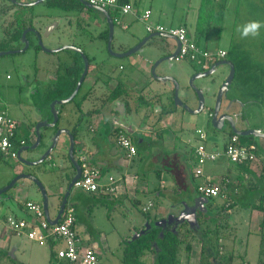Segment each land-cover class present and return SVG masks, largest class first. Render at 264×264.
Listing matches in <instances>:
<instances>
[{
    "label": "rangeland",
    "instance_id": "374dc122",
    "mask_svg": "<svg viewBox=\"0 0 264 264\" xmlns=\"http://www.w3.org/2000/svg\"><path fill=\"white\" fill-rule=\"evenodd\" d=\"M140 1H145V3H148L149 5L152 1V16L157 18L159 22L163 24V26L167 24H170L172 26L181 25L185 27L191 39L195 37L194 26L197 17V9L200 5L201 0ZM0 2H8V0H0ZM214 4L215 8H219V5L222 4L223 7H220V9L224 8L223 20L220 25L219 32H217L218 26L216 27L214 26V24L209 28L207 36L201 40V44H205V48L211 53L215 52L216 50H225L227 52V56L231 57L233 59V62V57L241 58L243 62L242 68H244L243 71L245 70L246 72H243L244 76L246 77L244 79L247 82L248 88L251 89L255 87V89L260 93V96H257L256 92L255 94L252 93V91L247 93V97H251L253 99L255 98L259 102V105L255 106L248 104L245 111L246 118L249 120L250 126L261 127L264 130V27L260 29V35L257 37L249 36L246 38H242L240 35V31H238V29H242L245 24L251 21H259L264 24V0H224V2L222 3L221 0H214ZM33 7L35 13L51 10L44 4V2L34 5ZM144 7H146V4H144L142 9ZM71 14H73L74 17L77 18V15L75 13ZM129 17L130 15H127L126 19H128ZM97 18L98 16H95L94 19L90 21V27H86L88 33H93V35H96L102 29L106 28L105 24H103L102 26L100 25L99 27L97 25H94L97 23ZM161 18L164 19L161 20ZM121 19L122 18H120L119 21ZM7 20L8 19L4 16L0 17V32L2 30L1 28L4 27ZM121 22L122 21H120V24ZM132 24L133 26L130 29H122L120 25L115 23V35L112 39L113 41L111 42L113 51L118 50V48L123 49L125 47H130L131 43L133 42L134 34H142L144 37L148 35L142 22L134 21ZM135 28L138 29V32L136 33L132 31ZM58 32L59 31L57 30L54 31L56 35H58ZM77 32L75 33V35H77ZM66 34L70 35L71 33ZM84 35H82V33H79V37H76V41L82 47L86 55L90 57V60L93 63L97 65L99 64L101 69L106 66L107 69L109 71H112L114 74L122 73L124 71L128 73L130 71L131 68L129 66L128 57L115 58L108 52L106 48V42L104 40L96 37L88 40V38ZM61 37H63L61 40L56 39L57 41H61L57 44H66L69 40L68 38H66L67 36L61 35ZM167 41L173 40L162 36H154L143 45L144 51L139 52L138 55H140L141 57H145L147 55L153 58L155 56L158 57L166 51ZM118 42L122 43L120 47H118ZM47 53L48 52H42V50L37 53L34 47H28L26 51L21 53L0 56V105H3V103H5L7 105L9 114L16 120H19L18 118L20 117V110L15 109V101H19V99L22 102L27 101L29 107L31 106L29 100L32 96L28 95L25 90H22L20 94L18 93V88L21 87L23 83L22 78L24 77V75H30L31 77L34 72L38 71V68H45V66H65L68 65V62L73 59L78 60L80 64H82L81 60L83 61L81 55L69 49H63L61 51L49 54ZM70 56L72 57L70 58ZM92 56H94V58ZM154 61H156V59ZM120 64L123 65V70L119 68ZM162 66L167 73L180 78L181 83L184 86L185 82H189L190 77L187 78V75L191 74L193 70H198V67L200 68V66H198V64H196L195 62H190L187 60L173 61L171 67L165 65L164 63L162 64ZM103 71L104 73H106V70ZM94 76L95 75L93 74L89 75V79L86 81L88 85L89 83L91 84ZM212 76L215 75L213 74L208 77L197 79L194 84H197L198 87L201 85H209L210 77ZM44 77V79H46L47 76L44 75ZM102 77V79L107 78L103 76V74ZM135 77L137 76L135 75ZM42 80L43 79H40V81ZM218 81L220 82L221 78H219ZM218 81H216V84H218ZM153 83L154 85H157V82L154 81ZM204 86L202 88H204ZM215 88L216 85L212 86L208 90L204 89V110L201 113L190 114L186 112L183 121H172L170 126H172L173 129H177V138L175 137V143L172 139L169 140L167 138L163 141V143L152 140L150 147H148L146 151H144V149H140V153H143L144 151V156H142L141 159L138 160V162L141 161L143 163L145 161L148 162V165H150L147 172L144 173V176L150 179L151 182H158L154 171L155 168L159 167L161 163V168H165L167 165H170L171 161L174 158H179L174 162L175 168L178 170V172L182 174V169L185 170L183 172V185L180 186L181 188L179 189V192L183 191L184 195H170L169 192H175L174 189L178 188L176 185H180V182L171 180L170 175L166 174V170H168V168H165V170L163 169L162 178L166 182V191L169 193V196H167L165 199H162L160 202V206H162L163 208L169 209L170 205H173V203L178 202L179 200L185 201L187 205L189 203V205L193 204L192 201H188L191 197L193 198V194L195 191L194 182L196 184L197 180L201 179H194L195 181L193 180V182L191 178L188 177V167H191L192 172L196 168V165L193 162L192 158L189 157L192 152V147L199 143V134H197L196 131H200L207 137H211L208 141L205 140L203 142L207 151H212V148L216 147L218 149V152H221L223 144L226 142L225 140L229 137L228 136L226 138L219 132H212L213 130L211 119L208 118L207 110L210 106L213 105L216 90ZM148 90L149 88L146 89V91ZM193 93L194 91L191 89L188 92V96L192 97L194 95ZM241 97L242 96H240V98ZM222 102L224 104L225 100H223ZM64 104V106H67V108L71 109V105H69L71 103ZM136 105L138 107L140 106L138 104ZM258 108L260 109L259 111ZM255 114H257V116H255ZM134 118H132V120H134V123L132 121V125L137 128L136 126L139 125V121L137 118ZM259 118H261V120ZM76 124L77 113L75 112L71 113L68 118L62 116L59 121V126H67L70 129L74 128ZM180 125H182V128ZM92 127L93 125H91L90 129H92ZM75 129L77 130L76 138L80 140L84 139V146L82 145V148L85 147V149H92V152L88 153V156H85L84 154L80 156L86 157L90 160L89 157L94 158L98 155L102 157L105 155L108 156L109 152H111L113 157H121L122 152L120 151V149L116 148L113 139L105 133L102 125L99 128V134L97 132L95 135H92L94 131L89 132V137L86 133V125L84 120L79 126L76 125ZM83 131L84 133H81ZM51 132V130H48L46 132L47 135L44 137L39 147L31 151L33 154L24 151L21 156L23 158L38 157V153L46 146ZM80 136L81 138H79ZM69 144V136L66 134H61L56 146L49 154V156L43 162L35 166H26L21 161H19V159L4 158V161L0 162V188L6 186L16 175L20 174L21 172L32 174L42 184L48 195L49 215L51 218H53L56 215L58 209V202L61 198L60 194L65 189V175L72 172V168L70 167L71 162L67 155ZM262 152L264 154V148H262ZM80 156L78 157L80 158ZM183 163H186V166H183ZM261 166V159L257 158L252 167V171L256 176L259 175ZM200 168L203 176H210L213 180H217V182H219V179L223 177L227 178L230 181V191H232L233 193L237 192L239 195H241V193H239L241 188L236 185L235 180L238 174V165L232 164L224 157L219 156L215 161L206 162ZM106 172H108V169L106 170ZM106 175H111L115 177V179H117L118 176L115 169L113 170V172L111 171L109 173H106ZM175 176L177 175L175 174ZM60 181H62V183ZM174 182L176 185L174 184ZM147 183H149V180L147 181ZM58 188H60L61 191L59 194L57 192ZM82 191L83 190L77 188L72 189V197L73 193H79ZM8 193L11 194L10 196L13 195V198L7 199V196H5L0 199V233L2 231L5 232L7 228L2 221V217L9 216L12 213L11 210L14 205L13 203H15L16 200L24 201L26 199L35 203H42V196L38 187L29 179H19L15 186L12 187ZM96 195H98V193H96ZM111 195L112 194H109V198L105 199L106 201L102 200L101 202L95 203L92 206L90 213L91 215L85 214L84 210L82 211L80 207H75L77 217H81L83 221H86V218H89L92 221V227L96 230L97 233L95 236H93L94 240L98 243L101 241L102 244L106 247V249L104 250L105 253L103 251L100 252V264H122L121 257L125 241L132 239L135 232H137L136 230H141L145 225L147 219L146 216L140 211V208L132 205V202L130 200H115V196ZM138 198L142 203L146 202L147 200L146 197L140 195H138ZM69 201L70 203L73 202L75 204V200L69 198ZM222 206V197L215 198L211 204V208H216L218 210ZM178 210L180 209L176 208L174 212H171V214L173 213L174 215H178ZM155 211L156 208H151L149 209L148 214L150 216H153ZM230 212V216L228 218H224L223 221L220 220L222 219V216L220 217V215H218V211L204 213V215H208V217L214 220V222L208 221L207 224L209 226H211L212 224H218L220 233L218 232L214 236L223 235L225 239H227L228 236H233L235 234H237V236L239 237L241 236L242 229L245 228L244 225H241L242 220L245 222V217L247 218V214L245 210L239 206L230 208ZM220 213L224 215V210ZM168 215L169 213L166 215V217ZM259 215L261 214L259 213ZM197 216L198 218H200V220L204 219L203 215L197 214ZM217 216L220 217V219ZM256 217L257 216L254 215V218ZM261 217L262 216L258 217V221L261 220ZM213 225L211 227H213ZM221 225L226 226L222 228L220 227ZM78 227L80 236H83L84 240H88V235L84 233L83 226L79 225ZM234 227H236V229H234ZM7 230L10 231L8 228ZM87 233L90 234L89 232ZM256 237H259V234L257 232L256 234H253L249 237L250 248H248L247 259H245V261H247V264H254L258 259L259 249L258 247L254 246ZM218 243L219 239L217 240V245H219L220 248L221 245ZM0 245H2L4 249H6V252L4 254L2 253V255L0 256V264H48L49 262V244L46 240L37 242L35 240L29 239L26 234L16 235L14 233L8 232V236L0 235ZM194 245V248H197L199 246V243L195 241L193 243V246ZM182 255L183 254H181V256ZM193 255L195 256H192V258L194 259H192L191 264H197V259L199 257L197 256L198 252L196 254L195 251ZM151 257L152 255L150 257H143L141 259L142 264H151V261H147V259ZM236 260L238 261L235 264H242L239 258H237Z\"/></svg>",
    "mask_w": 264,
    "mask_h": 264
},
{
    "label": "trees",
    "instance_id": "16d2710c",
    "mask_svg": "<svg viewBox=\"0 0 264 264\" xmlns=\"http://www.w3.org/2000/svg\"><path fill=\"white\" fill-rule=\"evenodd\" d=\"M129 2L130 0H117L116 8L105 10L109 13L112 20H115V18L120 17V7L128 4ZM222 2H224V0H221V3ZM44 4L49 9L58 13H75L77 15V18L75 17L76 28L80 31V33H82L83 35L85 34L84 36H87L88 40L95 38L92 33H88V30L86 28L88 22L85 19H82L81 13L86 12L91 18H94L95 16H97L94 11L97 10L85 7L80 0H45ZM219 6L223 7L222 4ZM220 7L215 8L214 0H201L200 5L197 9V17L194 26L195 37L192 40L204 49H206V46L205 44H201V40L207 36L209 28L215 24L214 26H218L217 32H219V28L224 16V8L220 9ZM9 11H11L10 18L6 21L4 27L1 28L2 30L0 32V51L19 49L22 46V32L27 28H35L34 19L38 16L34 11L33 6H17L10 2L0 5V17H5ZM113 24H115V21H113ZM107 33L108 29L104 28V30L99 33L98 38L103 39L106 42ZM33 35V32H28L26 34V38L29 40L30 46L34 47L35 51L38 52L40 51V47L31 40ZM74 45L76 47H81L79 44ZM233 58L234 62H236L237 68L235 81L241 84L244 77L243 72L246 73L245 70L243 71L244 68H242L243 62L241 58ZM80 73L81 65H79L77 62H75L73 66H63L61 72L58 74V80L60 82H57V88L49 89L44 93V103H48L55 98L67 97L75 87ZM123 79L124 75L118 73L117 86L110 94L107 102H113L117 98L121 97L123 101H137L138 105L148 107L150 105H153L155 102L158 103L159 99L166 95L168 96V105L172 107L173 88L168 91L164 90L160 92L157 90H148L146 92H143L142 90L133 91L129 90L125 86ZM108 80H110V78H107L106 82L104 83L106 84ZM118 131L119 130H116L114 133H111L114 138V143H116L115 137L117 136ZM121 132L128 136V133L126 131L121 130ZM232 134L233 133H231L229 136H231ZM238 138L241 142L246 141L248 143H255L254 141H248L243 136H238ZM74 139L76 140V134H74ZM134 146L136 147V145ZM137 148L138 147H136V150ZM191 154H193V152H191ZM137 155L138 152L136 151L134 157H136ZM257 157L261 159L262 164L258 176H256L252 171V163L244 162L242 164H235L239 167L238 174L235 180L236 185L241 188L239 191L241 195H239L237 192L233 193L232 191H230V181L225 177L219 179V182L216 183L210 181L209 184L219 185L221 190L220 193L215 197H206L207 204L205 208L211 207V204L215 198L222 197L223 206L218 210V215H220V217L222 216V219L218 217L221 221H223V219L227 217L222 215L220 212L233 207L239 206L243 209L258 211L262 217L259 224V255L254 264H264V154L258 152ZM78 164H80L79 161ZM70 167L72 168V172L65 175L66 184L64 191L66 190L71 177L75 173V169L73 168V166L70 165ZM63 194L64 192L60 194L61 198L59 199L58 207L63 198ZM98 195L102 194L98 193ZM98 195L96 196V193L92 194L89 192H76L73 193L72 197L71 192L69 198L76 201L75 204L73 203L74 208L81 206L84 210H86L85 213L90 215L92 206L97 202H101L103 200L102 198L105 199L108 196L107 194H104L102 197ZM158 202V199L153 198L152 204L148 209L142 210V208L140 207V211L146 216L150 228L146 230L144 234L138 236L136 239L125 241L121 257L122 264H142L141 259L143 258V256L149 254H152V256H154L152 262L153 264H191V258L193 256V243L195 241L199 243V257L197 260V264H233L234 258L236 257L241 260L242 264H247V261H245L243 255L235 256L231 253L220 252L219 245H217V240L220 239V237L218 235L214 236L217 232L220 233L219 227H215L216 225H213V227H211L207 224L208 221L214 222V220L208 217V215H204L205 212H208V209H205L203 207L201 209V214L204 217L203 220H200V218H198L197 216V222L199 225L197 229H191L186 223H184L179 225L175 229V231H171L168 227L162 229L161 227L154 225L155 221L159 220L157 218L156 211L153 216H150L148 214L149 209L157 208ZM22 205H24V201L21 202L20 206ZM28 216H25L23 218L27 219ZM3 217V219L6 220L7 216ZM76 218L79 222H84L81 217L76 216ZM33 226L34 225L27 223L25 230L27 231ZM225 226L226 225H221L220 227L224 228ZM86 227L88 231L94 232V229L89 223H86ZM161 231L162 234L160 235ZM54 240L55 239L53 236H48L46 238V241H48L49 244V260L53 259L56 254V242L58 241ZM2 253L3 252L0 250V256L2 255ZM181 254L183 255L181 256Z\"/></svg>",
    "mask_w": 264,
    "mask_h": 264
},
{
    "label": "crops",
    "instance_id": "0c3cea01",
    "mask_svg": "<svg viewBox=\"0 0 264 264\" xmlns=\"http://www.w3.org/2000/svg\"><path fill=\"white\" fill-rule=\"evenodd\" d=\"M5 3H7V2H0V5H3ZM129 3L133 6L134 12L120 15L119 19L122 18L120 20L122 22H121V24H118V25H120L122 29H130L133 26L132 23L134 21H137V22L140 21L138 19V16L145 9H149L150 10V17H149V21L150 22L158 23L160 25H163V24H161L159 22V20L157 18L152 16V14H153V12H152V1H151L150 5L148 3H145V1H140V0H130ZM144 4H146V7H144L142 9ZM71 13L72 12H69V13H58V12L52 11V10L39 12V13L36 12V14L38 16L35 17V19H34V24H35V28L34 29H36L41 34L42 41H43V44L45 46L52 48L55 45H60V44H57V43L61 42V41H57L56 39L61 40L63 38V37H61V35L62 36L66 35L67 36L66 38L69 39L66 44H72V45L78 44V42L76 41V37H79L78 35H79L80 31L76 28V24H75V21H74L75 17ZM94 13L98 16V18L96 20L97 23L94 24V25H97L99 27L100 25L102 26L103 24H105L106 28L108 29V25H107V22H106L104 16L99 11H94ZM10 15H11V11H9L8 14L5 17L7 19H9ZM127 15H130V17L128 19H126ZM81 17H82V19H85L88 22V24L86 26L89 28L90 25H91L90 21H92L94 18H91L86 12H82L81 13ZM163 19L164 18H161V20H163ZM113 25H115V24H113ZM164 26L172 27V25H170V24H167V25H164ZM179 26H181V25H179ZM173 27H175V26H173ZM56 30L59 31L58 35H56V33H54V31H56ZM102 30H104V29H102ZM132 31H134L136 33V32H138V29L135 28ZM76 32H77V35H75ZM66 33H71V34L69 35V34H66ZM99 33L96 34V35H93V36L98 38L99 37L98 36ZM148 34H150V33H148ZM114 35H115V33L113 34V38H114ZM143 37L144 36L142 34L141 35L140 34H137V35L134 34L133 42L131 43L130 47H125L123 49H121V48L119 49L118 48V50H114V51H116V52H125V51L131 49L132 46H135L137 43H139L143 39ZM31 40L36 43L37 40H36L35 35H33ZM106 43H107V41H106ZM66 44L64 43V45H66ZM118 44H119L118 47H120L122 43L118 42ZM166 46H167L166 47V51L162 55H160L158 57L155 56L154 58L150 57L148 55L145 56V57H141L140 55H138L139 51L129 55L128 56V60H129V66H130L131 69H130V71L128 73L125 72V71L120 73L121 75H124V79L123 80H124L125 86L130 83L129 82L131 80L130 78L134 77V78H136L139 81L141 80V78L145 79V81L148 83L147 84V88H149V90H157L159 92L160 91H164V90H166V91L170 90L172 88L171 85L167 86L164 83H161V82L155 80L153 78V76L151 75V73L149 74V72H148V68L150 66V63H152L155 59L157 60L160 57L169 55L170 53H172L174 51V49H175V41L174 40L173 41H167ZM29 47H31V46L29 45ZM143 49H144V47H143ZM162 49H164V48H162ZM143 51L144 50H142V52ZM223 51H225V50H223ZM47 54H49V53H47ZM71 57L72 56H70V58ZM92 57L94 58V56H92ZM91 63L93 64L92 67H94L96 65L92 61H91ZM57 66L60 67L59 65H54V66H45V68H40V69L38 68V71L34 72L32 76L34 77L35 80H38V81H40V79H43L42 81L52 80L55 76L57 77V75L59 74L58 71H57ZM104 68H107V67L105 66ZM119 68L122 69V70L124 69L122 64L119 65ZM42 69H44V70H42ZM198 69L200 70L202 68L198 67ZM156 73L158 75L169 74V73H167L164 70L162 65H159L156 68ZM91 74H94V73H90L89 75H91ZM117 74H114L112 71L108 70V73L107 72L104 73L103 76H105L107 78H110V80L112 81L113 79L117 80ZM44 75L47 76L46 79H44L45 78ZM89 75L87 76L86 81L89 79ZM135 75L137 77H135ZM32 76L30 77V75H24L25 78H33ZM172 76H174L178 80V82H179V84L181 86V89H183V90H187L188 89L187 85L184 86L181 83V79L180 78L176 77L175 75H172ZM187 76L189 77L190 74H188ZM107 78H104L102 80L104 82H106ZM123 80H122V82H123ZM113 81H115V80H113ZM154 81L157 82V85L155 84L156 86L153 83ZM134 82H136V81L134 80ZM137 83L139 85V82H136V85H137ZM134 89H135V91L139 90L138 86H135ZM186 97L187 96L182 97V99H185ZM196 100L197 99L194 96L191 97L190 105H191L192 108L196 107ZM115 101H116V103L114 105L117 106L120 109L121 113L126 112V110H128L129 107H130L129 110L132 111V113H133V114H129L131 116V121H133V123H134V120H132V118H134V117L137 118L138 121H139V125L136 126L137 128L132 126V127H130L131 129L129 128L130 130L128 132L129 138L131 139L133 144L136 145V147H138L137 148L138 155L136 157H134L133 159L129 160V159L126 158L124 153L120 150L122 152L121 157H118V156L113 157L112 153L109 152L108 156L105 155V156L102 157V156L98 155L97 157H94V158L93 157H89L91 163L93 165H95V166L100 168V170L102 172V177H103V181L104 182H105V178L107 176H111V175H106V173H109L111 171L113 172L114 169L117 172L118 176H117V179H115L116 180V191L111 195V196H115V200H120V201L130 200L132 202V205H134L135 207L137 206L139 208L140 207L143 208L144 206L148 205L149 203L152 204L153 198H156V199L159 200L158 205H157L159 207L156 208V214H157V218L158 219H165L166 215L168 213L170 215L171 212H174V210L176 208L180 209V210H178V212L181 211L183 209V203L185 202V201H182V200H179L178 202L173 203V205H170L169 209L168 208H163L162 206H160L161 205L160 204L161 200L165 199L167 196H169V193H170V195L171 194L184 195L183 191L179 192L180 191L179 189L181 188L180 186L183 185V181H184L183 172L185 170L182 169V174H181V173L178 172V170L175 168V165H174L175 164L174 163L175 160H178L179 158H174L171 161L170 165H167L165 167V168H168V170H166L167 171L166 174L170 175L171 180L180 182V185L179 184L176 185L175 182H174V184L178 188L174 189L175 192H169V193L166 191L167 190L166 189V182L162 178L163 169L165 170V168H161L162 163H161V165L159 167H156L155 170H154L156 178L158 179V182L157 181L156 182H151L150 179H148V178H146L144 176L145 175L144 173L147 172V170L149 169L150 165H148V162L144 161L142 163L141 161L138 162V160L141 159L142 156H144V151H146L148 149V147H150L152 140H155V141L163 143V141L167 138L169 140L172 139L173 142L175 143L176 142L175 140L177 138V129H173V127L170 126V124L172 123V121H174V122H178V120L183 121L184 118H185L186 112L183 111L182 109L178 108V107L177 108L174 107V105H172V107H170L168 105V96H166V95H164L161 99H159L158 103L155 102L153 105H150L148 107L141 106V105L138 107L136 105V104H138L137 101L136 102H132V100H129L128 102H126V101H123L121 97L117 98ZM126 103H128V104H126ZM192 103H193V105H192ZM0 107L4 109V108H7V105L5 103H3V105H0ZM167 109H169V110H167ZM89 124H90L89 127H91V125H93L92 129L94 128V133L92 135H95L97 132L99 134V127L96 126V122L89 123ZM180 126L182 128V125H180ZM103 128L105 130V133L108 134V136L114 140L113 135H111L109 129L104 127V126H103ZM120 131H121V129H120ZM90 132H93V131L91 130ZM132 132L135 133L134 134L135 136L132 135ZM89 136L90 135H88V137ZM210 138L211 137H207L206 136V140L207 141ZM77 142L79 143L78 139H77ZM79 145L80 146H82V145L84 146L82 140H81ZM114 145L116 146V148L119 149V147L116 145V143H114ZM140 149H142V150L144 149L143 153H140L141 152ZM213 149H215V147H213L212 150ZM84 150L88 151V153L92 152V149H90V148H88V149L86 148L85 149V147H84ZM192 152H193V147H192ZM260 153H263L262 149L260 150ZM189 157L192 158L193 162L195 161L194 154H190ZM1 161H4V159L0 158V162ZM184 165L186 166V163H183V166ZM113 167H114V169H113ZM107 169H108V172H106ZM169 170H171V171H169ZM174 172H175V174L177 176H175ZM21 173H27V172H21ZM188 177H190L192 181L194 179L197 180V178H194L193 175H192L191 167H188ZM198 178H201L200 180L199 179L197 180L198 184L202 183L204 181H211L213 183L217 182V180H213L210 176H203V173ZM148 180H149V183H147ZM60 182L62 183V181H60ZM197 183L195 184V182H194V190L196 189ZM57 192H58V194L61 192L60 188L57 189ZM82 193H86V192L82 191ZM103 195L104 194L98 195V196L102 197ZM138 195L146 197V199H147L146 202L142 203L141 200L138 198ZM199 196H201V195H199L198 192L195 190L194 194H193V198L194 197H199ZM7 197H9V196H7ZM10 198H13V195L10 196ZM108 198H109V194H108L107 198H105V199H108ZM193 198L191 197L188 202L193 201ZM102 199H103V201H106L104 198H102ZM167 199H169V198H167ZM21 202H23V201H17L16 200L15 203H13L14 205H13V208L11 210L12 213L10 215H14V216L19 217V218L28 216L27 215L28 213H27L25 207L23 205L20 206ZM67 203H70L69 197H68ZM198 203L203 208H205L206 204H207V200H205V199L202 200V198H201L200 201H197V206H198ZM72 204H73V202H72ZM80 208L82 209V211L84 210L81 206H80ZM205 209H208V213L218 211V209H216V208L213 209L211 207L205 208ZM198 210H199V208H198ZM244 210H245V212L247 214V218L245 217V222L242 220V224L241 225H244L245 228L242 229L241 236L239 237V236H237V234H235L233 236L230 235V236H228L227 239H225L223 237V235L222 236L219 235L220 239H219V243L218 244H220L222 246V247L220 246V252L221 253H231V254H233L235 256L243 255L245 257L244 259H247L248 248H250L249 237L251 235H253V234H256V232L258 234L260 233L259 224H260L261 220L258 221V217H260L261 215H259L258 211H256V210H251V209H244ZM84 212H86V211L84 210ZM223 214L228 218L230 216V214H231L230 209L224 210ZM254 215L257 216V217L254 218ZM196 217H197V212H196ZM3 218L4 217H2V221H3L4 225H5V220ZM86 223L87 224L89 223L91 226H93L91 224L92 221L89 218H86V221L81 222V223L76 218L75 230H76L77 235L79 237V244L81 245V247L83 249L84 248H88V249L93 250L97 254L98 259L100 260V255H101L100 252L101 251L104 252L106 247L102 244L101 241L98 243V242H96L94 240L93 236H95L97 234L96 230L92 227L94 229V232L88 231L87 227H86ZM79 225L83 226L84 233L88 235V240H84L83 236L82 237L80 236L79 227H78ZM146 225H149L148 222H147V219H146L145 225L142 227L141 230H143L146 227ZM215 227H218V224ZM234 229H236V227H234ZM141 230L138 229V230H136L137 232L134 231L135 234L133 235V238L128 240V241L136 239L137 238L136 235ZM8 232L14 233V232L8 231L7 228H6V231L5 232L2 231L0 233V235L1 236L2 235L8 236ZM87 232H89L90 234H88ZM259 237L258 238L256 237L255 243H254V246L258 247V249H259V243H260ZM54 241H58V240L55 239ZM37 242H40V241H37ZM60 246H61L60 242L59 241L56 242V247L58 248ZM194 247H195V245L193 246V251L194 252L196 251V254L198 252L197 256H199V250L197 249L198 247L197 248H194ZM0 250L3 253L6 252V249H4L2 247V245H0ZM194 252H193V254H194ZM149 255L151 256L152 254H149ZM145 256L150 257L148 255H145ZM145 256H143V257H145ZM193 256H195V255H193ZM153 257L154 256H152L151 258L147 259V261H149V262L151 261V264H153L152 263L153 262ZM192 259H194V258H191V262H192ZM236 259H237V257L234 258L233 264H235L238 261ZM48 260H49V258H48ZM49 262H50V260H49ZM49 262H48V264H49ZM100 263H101V260H100Z\"/></svg>",
    "mask_w": 264,
    "mask_h": 264
},
{
    "label": "built area",
    "instance_id": "2783aa9c",
    "mask_svg": "<svg viewBox=\"0 0 264 264\" xmlns=\"http://www.w3.org/2000/svg\"><path fill=\"white\" fill-rule=\"evenodd\" d=\"M20 2H31L35 0H17ZM92 6L103 9H113L117 7V0H86ZM120 15L134 12L133 6L128 3L120 7ZM150 10L145 9L139 14L138 19L144 24L147 33H162L173 37L180 45L175 57L176 61L187 60L195 62L202 69L207 68L216 59L226 55L223 50H216L211 53L207 49L196 44L183 26L166 27L160 24H153L149 21ZM115 23L120 24L119 18H115ZM199 143L193 147L196 168L192 175L198 178L202 175L201 166L206 162L215 161L219 156L224 157L230 163L242 164L244 162L255 163L260 146L255 143L241 142L236 134H232L223 144L222 151L218 152L215 147L212 151H207L205 144L206 135L200 131ZM22 145L17 133L15 119L9 114L7 108L0 107V157L17 159L18 148ZM116 145L124 153L127 159H132L136 154V147L133 142L123 132L119 131L116 136ZM81 173L79 179L74 183L73 188L83 190V192L113 194L116 191V180L112 176H107L103 181L102 172L99 167L93 165L91 161L83 156L79 158ZM204 181L196 185V191L203 197H215L220 193V186L209 184ZM151 203L144 206L146 210ZM24 207L28 217L19 218L14 215L6 217L5 226L17 235L26 234L29 239L44 241L48 236L57 239L61 246L56 249V254L49 264H100L97 254L88 248H82L79 244V237L75 230L76 214L72 203H66L61 217L57 224L50 225L45 219L40 203L26 201ZM34 225L29 230H25L26 225Z\"/></svg>",
    "mask_w": 264,
    "mask_h": 264
},
{
    "label": "flooded vegetation",
    "instance_id": "af4514ba",
    "mask_svg": "<svg viewBox=\"0 0 264 264\" xmlns=\"http://www.w3.org/2000/svg\"><path fill=\"white\" fill-rule=\"evenodd\" d=\"M77 48H79L81 52H83V54L87 57L88 70H87V73L83 81L81 82L79 86V89L74 95V97L70 101L66 102V104L71 103L69 104L71 105V109L67 108V106H64L65 105L64 103L54 106V109L58 111V114H57L58 118H57L55 125L52 128L46 127V124H50L53 121L52 109L50 107V104L54 100H60V99L67 98L73 92V90L75 89L77 85L78 79L82 73L83 67H84L83 61L81 60L82 64H80L79 61L76 59H73L68 62L67 66H73L75 62L81 65V73L76 81L75 87L73 88L72 92L67 97L55 98L49 101L48 103H44V100H43L44 93L49 89L57 88L58 86L57 82H60L58 80V75L57 77L55 76L52 80H46V81H38V80H35L34 77L33 78H25V77L22 78L23 83L21 87L18 88V93L20 94L22 90H25L28 93V95H31L32 97H30L31 99L29 100L31 103L30 107L27 104L28 103L27 101L22 102L19 99V101L14 102L15 109L20 110V117L18 118L19 120H16L14 118L17 124L18 137L20 141H22V145L20 147L30 146L35 142L36 125L37 123H42V122H45V124H42L43 127L40 128L41 129V142L44 139V137L47 135L46 132L48 130L52 131L49 136V139H50L54 135V133L61 128L69 130L70 133L74 137V134H76L77 132V130L75 129L76 125L79 126L81 122H83V120L85 121L87 135H89V132L91 130L94 131V128L90 129L91 127H89L90 126L89 123H93V122H96V126L99 128L101 125L108 128L110 133L112 132L114 133L116 130L120 131V129L128 133L129 130L131 129L130 127L133 126L132 121H131V116L129 115V114H133L132 111L128 109L126 110V112L121 113L120 109L114 105L116 103L115 100L113 102H107L108 98L110 97V94L112 93L114 88L117 86V80L116 79H113L115 81L109 80L105 84L104 81L102 80V74H104L103 70H106L108 73V69L104 67H103L104 69H101L99 64L98 65L96 64L94 67H92L93 64L91 63V60L89 63L90 58L83 51L82 47H77ZM153 62L150 63V66L148 68L149 74H150V69L153 65ZM227 62H231V64L233 65V71H234L233 77L231 79V83L227 86V90L221 97L222 101L225 100V103L223 104V102L221 101L218 116L222 115L221 116L222 118L221 119L217 118V120L215 121L216 125L217 126L220 125V127L219 128L212 127V130H213L212 132L213 133L219 132L227 138L231 133H233V131H238V133H240L241 135H237V136H243L248 141H254V142L257 141L255 143L260 146V149H262L264 148V137L260 135L257 136L252 131H257L260 134H264V130L261 127L250 126L249 120L246 118V113H245L246 107L248 104L255 105V106L259 105V102L255 98L253 99L251 97H247V93L252 91V93L255 94L256 92L257 96H260V93L255 89V87L251 89L248 88L247 82L244 79L246 78L245 76L243 77V81L241 82V84L235 81L236 74H237L236 62L234 63L230 57L225 55L222 58L216 59L213 63H211L205 69L193 70V72L190 74L189 77H191L196 72L207 71L208 69L212 67V65L216 64V66L213 68V71H214L213 74L215 76L210 77V84L205 85V86L204 85L199 86L201 88L204 86L203 89L206 90L216 85L215 98L213 101V105L210 106L209 108V112L212 113V108L214 107V104L216 102L217 92L223 86L224 82L228 79L229 74L232 71V68L230 67V65L227 64ZM59 66L60 67L57 66L58 73L61 72V69L63 67L61 65ZM90 73H94L93 75L95 76L93 77L91 84L88 85L86 83V78L88 74ZM219 78H221L220 82L218 81ZM130 79H131L129 81L130 83L126 85L129 90L135 91L134 89L135 86H138L139 90L146 91L148 83L145 81V79L141 78L140 81L134 77ZM134 80L136 82H139V85H136V82H134ZM216 81H218V84H216ZM186 83L185 85H187ZM240 96L242 97L240 98ZM259 110L260 109L258 108V111ZM73 112L77 113V124L75 125V127L70 129L67 126L65 127L59 126L60 118L62 116L63 117L65 116V118H68L69 115ZM255 116H257V114H255ZM259 119L261 120V118ZM81 133H84V131ZM134 134L135 133L132 132V135ZM79 138H81V136ZM83 140L84 139H82V141ZM78 141L79 143L81 142L80 139H78ZM74 142H75V146L73 150V155L78 163L79 161L78 156L82 154H84L85 156L86 155L88 156V151L84 150L82 146L77 144L78 143L77 138L76 140L74 139ZM44 150H45V147L38 153V155L43 153ZM28 153L30 152L28 151ZM37 158L38 157L28 158V159H37ZM8 192L9 191L2 193L1 199L2 197L10 196L11 194H9ZM199 197L202 198V200L206 199L203 196H199ZM198 208L199 210L197 211V213L202 215L201 214L202 206L199 203H198Z\"/></svg>",
    "mask_w": 264,
    "mask_h": 264
},
{
    "label": "water",
    "instance_id": "95a60500",
    "mask_svg": "<svg viewBox=\"0 0 264 264\" xmlns=\"http://www.w3.org/2000/svg\"><path fill=\"white\" fill-rule=\"evenodd\" d=\"M10 3L17 5V6H34L40 3H43L45 0H35V1H31V2H20L17 0H8ZM83 5L87 8H93L97 11H99L105 18L107 25H108V34H107V43H106V47L108 52L110 53V55H112L115 58H124V57H128L129 55L136 53V52H142L143 49V45L149 41L151 38H153L154 36H162V37H166L169 39H172L175 41V49L172 53H170L169 55L163 56L158 58L156 61L153 62V65L150 69V73L153 76V78L161 83H164L165 85L169 86L171 85L173 88V105L174 107H178L180 109H182L183 111L190 113V114H199L204 110V89L201 87H198L197 85L194 84V82L197 79H201L207 76H210L211 74L214 73L213 68L216 66L212 65V67L210 69H208L207 71L204 72H196L194 73L190 78H189V82L187 83L188 89L187 90H183L181 89V86L178 82V80L170 75V74H163V75H158L156 73V68L159 65H162L163 63L169 67L172 66V62L176 61L175 57L178 53L179 50V43L173 38L170 37L166 34H162V33H151L148 34L147 36L143 37V39L137 43L135 46H133L131 49L125 51V52H116L113 51L111 48V42H112V38H113V34H114V25H113V21L111 16L109 15V13L100 7H95L92 6L90 4H88L86 2V0H80ZM28 32H33L35 37H36V44L40 47V49L44 52H48V53H53V52H58L61 51L63 49H69V50H73L75 52H77L79 55H81L82 59H83V63H84V67L82 70V73L78 79L77 85L75 87V89L73 90V92L65 99H60V100H54L51 102L50 107L52 109V115H53V121L50 124H46V127L48 128H52L58 118V111L56 109H54L55 105L58 104H63L66 103L68 101H70L74 95L76 94L77 90L79 89V86L81 84V82L83 81L87 70H88V60L87 57L83 54V52H81V50L79 48H77L76 46L72 45V44H66V45H55L54 47H47L43 44L42 41V36L41 34L34 28H27L25 29L22 34H21V42H22V46L19 49H13V50H2L0 51V56L3 55H8V54H17V53H21L24 52L28 49L29 47V40L26 38V34ZM228 65H230V67L232 68L231 73L229 74L228 79L224 82L223 86L219 89V91L217 92L216 95V102L214 104V107L212 108V113L209 112V109L207 110V114H208V118L211 119V125L214 128H219V126L216 125L215 121L217 120V118H222V115L218 116L219 113V109H220V103L222 101V95L225 93V91L227 90V86L231 83V79L233 77V65L231 64V62H227ZM194 91V97L197 99L196 101V108H192L190 103H191V96H188V92L190 90ZM208 90V89H206ZM187 96L185 99H182V97ZM210 108V107H209ZM42 124H45V122L42 123H37L36 125V130H35V135H36V139L35 142L30 145V146H23L20 147L17 151V156L19 161H21L24 165L26 166H35L41 162H43L48 156L49 154L52 152V150L54 149V147L56 146L59 136L61 134H66L69 136V149H68V157L70 159L71 165L73 166V168L75 169V173L72 176V178L70 179L66 190L63 194V198L61 200V203L57 209L56 215L51 218L49 215V209H48V195L44 189V187L42 186V184L38 181V179L33 176L32 174L29 173H20L18 175H16L6 186L1 187L0 188V199H1V194L4 192H7L8 190H10L19 179H29L32 182L35 183V185L38 187L41 196H42V210L44 212L45 215V219L47 220V222L50 225H55L58 223L62 211L68 201V197L73 189V185L74 183L79 179L80 177V173H81V168L79 166V164L77 163L76 159L74 158L73 155V150H74V146H75V142H74V137L73 135L70 133L69 130L67 129H59L57 130L54 135L48 140V142L46 143L45 146V150L43 151V153H41L40 155H38L37 159H28V158H23L21 156V154L24 151H29L30 153H32L31 151L35 150L36 148L39 147L40 143H41V127H43ZM253 133H255L257 136H262L264 137V134H260L257 131H252ZM233 134L236 135H241L240 133H238V131H233ZM214 150V149H213ZM33 154V153H32ZM7 198H10L7 197ZM201 198L200 197H194L193 198V204L192 205H187L185 202L183 203V209L181 211H179L178 215H168L165 219H159L157 220L154 225L156 226H160L162 229L165 227H168L171 231H175V229L178 227V225L180 224H184L186 223L188 225L189 228L191 229H197L199 227L198 222H197V217H196V212L198 210V206H197V201H200ZM206 200V199H205ZM150 226L146 225V227L141 230L136 237H138L139 235L143 234L145 232V230H147ZM162 234V231L160 232V235Z\"/></svg>",
    "mask_w": 264,
    "mask_h": 264
},
{
    "label": "clouds",
    "instance_id": "9594fccd",
    "mask_svg": "<svg viewBox=\"0 0 264 264\" xmlns=\"http://www.w3.org/2000/svg\"><path fill=\"white\" fill-rule=\"evenodd\" d=\"M113 21V20H112ZM264 27V24H262L259 21H251L247 24H245L242 29H238V31H240V35L242 38H246V37H257L260 35V29ZM20 148V147H19ZM18 148V149H19ZM18 159V156H17ZM74 189V188H73ZM206 198V197H205ZM26 201H30V200H24V203ZM41 204V203H40ZM24 206V205H23ZM42 207V206H41Z\"/></svg>",
    "mask_w": 264,
    "mask_h": 264
}]
</instances>
